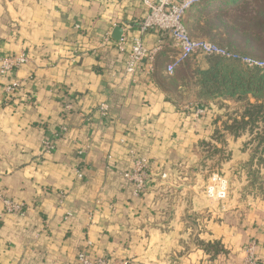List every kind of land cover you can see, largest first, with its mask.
I'll use <instances>...</instances> for the list:
<instances>
[{
    "label": "crops",
    "instance_id": "crops-1",
    "mask_svg": "<svg viewBox=\"0 0 264 264\" xmlns=\"http://www.w3.org/2000/svg\"><path fill=\"white\" fill-rule=\"evenodd\" d=\"M200 9L221 10L207 4L193 12ZM145 15L142 0H0V58H30L10 79L21 82L14 102L4 100L10 80H0V264H78L88 243L92 257L116 264H245V248L253 245L264 264V195H229L220 205L196 183L204 143L227 152L229 182L242 167L255 168L264 181V144L256 139L262 128L238 135L222 128L218 115L238 103L203 107L187 65L167 74L171 39L142 34ZM135 38L164 49L153 73L140 67L127 79V54L118 45ZM199 108L205 112L197 118ZM60 128L57 149L43 154L42 142ZM218 130L224 143L214 141ZM134 153L151 170L140 197L125 179ZM4 199L24 203L25 215L5 213Z\"/></svg>",
    "mask_w": 264,
    "mask_h": 264
},
{
    "label": "built area",
    "instance_id": "built-area-1",
    "mask_svg": "<svg viewBox=\"0 0 264 264\" xmlns=\"http://www.w3.org/2000/svg\"><path fill=\"white\" fill-rule=\"evenodd\" d=\"M213 0H142L146 7L145 17L138 22V28L142 34L159 31L167 35L171 39L172 48L175 50L173 56L170 57V63L166 68L169 75H173L176 69L183 65L186 61L196 57H220L224 59L234 60L247 68L259 69L264 73V60L253 58L248 55H243L235 51H231L223 46H220L208 39L192 37L188 26L187 16L194 9ZM129 45L128 48L126 45ZM118 49L120 52L127 54V60L124 65V76L127 79H133L140 67L148 69L149 73H153L159 54L163 51L164 46L160 43L157 47L148 49L141 38H135L128 43L122 39L119 42ZM30 61L29 55L22 52L18 55L2 56L0 58V80H10L15 76L18 70L26 66ZM32 79V77H30ZM21 87L20 81L10 80L4 89L5 102H14L17 99L18 91ZM67 111L72 109L71 104L65 106ZM103 115L107 111V106H101ZM205 110L199 108L197 110V118L204 114ZM65 129L60 128L47 136L42 142V151L45 155H51L57 149L58 142L63 138ZM84 149L78 150V156L84 155ZM134 159V167L125 174V179L128 185L134 187V195L137 197L143 196L149 187L151 178V170L149 162L142 157ZM78 178H82L81 172L77 173ZM161 180L167 179L168 175L163 173ZM213 181L219 183V186H210L207 188V198L212 201L225 202L229 198L228 181L219 176H214ZM66 199L65 193H60L59 208H63ZM4 212L15 214L23 217L26 212L24 203L4 199ZM71 216L70 212L65 213L64 220ZM93 215L89 216V223H92ZM87 248L79 250L77 254L78 264H116L107 256H91V243H88ZM246 257L245 264H261L258 262L254 246L249 245L245 248Z\"/></svg>",
    "mask_w": 264,
    "mask_h": 264
},
{
    "label": "trees",
    "instance_id": "trees-1",
    "mask_svg": "<svg viewBox=\"0 0 264 264\" xmlns=\"http://www.w3.org/2000/svg\"><path fill=\"white\" fill-rule=\"evenodd\" d=\"M225 3L226 0H213L200 6L203 8L209 4L221 9L219 12L212 9L198 11L196 23L204 26L200 32L217 39L231 51L254 57L264 56V0H240L235 9L224 7ZM208 58L211 61L207 68L194 73L196 97L200 101L229 100L238 103L242 119L229 117L231 124L226 120L224 128L238 135L244 127H250L251 131L261 127L262 133H257L256 139L264 144V73L234 60ZM249 97L255 102L251 103ZM219 137L220 143H224V135L218 130L214 141L218 142ZM215 149L211 143L201 146L202 151Z\"/></svg>",
    "mask_w": 264,
    "mask_h": 264
},
{
    "label": "rangeland",
    "instance_id": "rangeland-1",
    "mask_svg": "<svg viewBox=\"0 0 264 264\" xmlns=\"http://www.w3.org/2000/svg\"><path fill=\"white\" fill-rule=\"evenodd\" d=\"M199 15L198 11L195 12H190L187 16V26L189 29V32L192 37H197V38H204L208 39L220 46L224 45L218 41L215 38H212L210 36H207V34L204 35V33L200 32L203 27L202 25L196 23V19ZM200 32V33H199ZM250 55V54H249ZM254 57L253 55H250ZM260 60H264V56L261 57H254ZM211 59L208 57H196L193 59H190L186 61L183 65H187L188 71H189V78L190 80H193L194 82V73L196 70L201 69V66H207L210 63ZM205 101H200L201 106L206 107L207 104H205ZM240 105H232L231 107L227 108L226 110L224 109L225 113H222L218 115V123L219 125L223 128L225 126L226 120L232 116H234L241 108H239ZM242 110V109H241ZM221 137L218 138V143H220ZM216 142V141H215ZM252 153H259V152H252ZM200 165L197 168L196 174L200 176L199 179L196 180V183L199 185V188L205 192V195L207 197V188L210 186H219V183L213 181L214 176H219L222 179H225V175L223 173V163L229 158L227 152L220 150L216 148L213 151H206V150H201L200 152ZM240 169V170H239ZM236 170V174H233L234 176L236 175L238 179H234L233 182H229L228 180V185H229V193L231 197H236L240 194L244 193H249L250 195H259L263 194L264 195V181L260 180L259 178H256L255 175V168H247V167H242ZM239 173V174H238ZM241 175L244 176V179L246 181L250 182L249 185H242V181L240 180ZM248 178H251V181L248 180ZM164 181V180H163ZM229 196V197H230ZM210 200V199H209ZM212 201V200H211ZM216 204H224L225 202H217L213 201Z\"/></svg>",
    "mask_w": 264,
    "mask_h": 264
}]
</instances>
